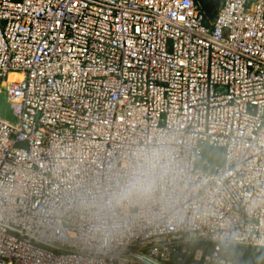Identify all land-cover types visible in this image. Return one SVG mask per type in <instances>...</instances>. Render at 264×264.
Segmentation results:
<instances>
[{
  "label": "built area",
  "instance_id": "built-area-1",
  "mask_svg": "<svg viewBox=\"0 0 264 264\" xmlns=\"http://www.w3.org/2000/svg\"><path fill=\"white\" fill-rule=\"evenodd\" d=\"M207 1L0 0V264L264 248V0Z\"/></svg>",
  "mask_w": 264,
  "mask_h": 264
},
{
  "label": "trees",
  "instance_id": "trees-1",
  "mask_svg": "<svg viewBox=\"0 0 264 264\" xmlns=\"http://www.w3.org/2000/svg\"><path fill=\"white\" fill-rule=\"evenodd\" d=\"M204 159L213 164H220L222 161V154L220 148H213L206 146L203 150ZM227 254L233 259L234 264H257L262 260L264 255V248L235 244L227 246ZM186 260L191 258V254L184 256ZM170 264H176L174 261Z\"/></svg>",
  "mask_w": 264,
  "mask_h": 264
},
{
  "label": "water",
  "instance_id": "water-1",
  "mask_svg": "<svg viewBox=\"0 0 264 264\" xmlns=\"http://www.w3.org/2000/svg\"><path fill=\"white\" fill-rule=\"evenodd\" d=\"M219 6L218 0H208L206 3H202V9L204 10L208 19H212V9H216Z\"/></svg>",
  "mask_w": 264,
  "mask_h": 264
},
{
  "label": "rangeland",
  "instance_id": "rangeland-1",
  "mask_svg": "<svg viewBox=\"0 0 264 264\" xmlns=\"http://www.w3.org/2000/svg\"><path fill=\"white\" fill-rule=\"evenodd\" d=\"M0 110H1V115L5 119L12 121V119H13L12 112H11L8 104L6 103L5 99L3 98V96L0 99Z\"/></svg>",
  "mask_w": 264,
  "mask_h": 264
},
{
  "label": "clouds",
  "instance_id": "clouds-1",
  "mask_svg": "<svg viewBox=\"0 0 264 264\" xmlns=\"http://www.w3.org/2000/svg\"><path fill=\"white\" fill-rule=\"evenodd\" d=\"M158 159V154L154 153L152 157H149V158H146V162L149 164V165H153L156 160ZM140 183V178L139 176H135L130 184V187L131 188H134L137 186V184Z\"/></svg>",
  "mask_w": 264,
  "mask_h": 264
},
{
  "label": "bare ground",
  "instance_id": "bare-ground-1",
  "mask_svg": "<svg viewBox=\"0 0 264 264\" xmlns=\"http://www.w3.org/2000/svg\"><path fill=\"white\" fill-rule=\"evenodd\" d=\"M19 77H20V74L18 73H14V72L9 73V79H15Z\"/></svg>",
  "mask_w": 264,
  "mask_h": 264
}]
</instances>
